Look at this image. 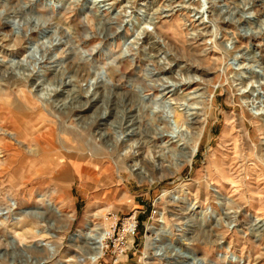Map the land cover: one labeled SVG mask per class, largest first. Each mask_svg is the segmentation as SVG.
Listing matches in <instances>:
<instances>
[{
  "label": "rangeland",
  "instance_id": "1",
  "mask_svg": "<svg viewBox=\"0 0 264 264\" xmlns=\"http://www.w3.org/2000/svg\"><path fill=\"white\" fill-rule=\"evenodd\" d=\"M182 1L177 0L176 4L167 7L165 0H62V5L60 0H0V16L16 18L20 23V26H12L0 22V61L27 60L32 65L36 60L48 64L47 59L51 56L64 60L80 47H95L94 68V64L104 65L109 56L117 57L129 49L130 57L135 59L133 64L130 58L118 60L116 67H105L106 75L115 87L127 91L129 85L138 86L151 96L158 93L161 84L171 86L173 77L175 81L178 79L175 75H191L196 86H184L183 90L179 89V94L205 89L206 116V121L197 127L202 137L198 153L190 164L175 170L168 168L166 163L161 164L160 160L159 166L150 163L145 167L152 180L140 181L138 177H131L126 169H115L108 159L115 155L107 151L105 140L92 142V136L101 129L98 116L105 107L107 113L115 115L109 119L113 125L106 132H119L120 122L125 126L128 113H120L128 106L124 95L100 89L96 108L74 112L81 111L82 115H78L85 119L83 125L87 124L86 128L73 117L64 121L63 129L66 130H61V136L65 139L67 152L56 143L52 152L43 134L52 129L55 139L60 126L47 124L45 120L50 117L46 111L38 104L26 102L32 96L16 78L15 71L3 72L0 127L19 134L25 143L12 151L0 147V208L4 209L11 202L20 208L27 204L43 210L44 205L37 201L39 195H44L62 210L63 219L53 220L56 227H60L59 239L42 237L60 248L56 259L50 260L45 251L33 249L42 239L37 236L38 232L44 231L45 226L26 218L12 229L14 213L10 212L11 218L6 215L7 219L0 224V256L4 254L0 264H56V261L72 258L76 254L68 248L67 241L83 228L88 215H93L95 223L105 228L112 224L114 217L120 220L134 217L137 229L130 246L120 250L115 236L108 246H104L98 261L83 264H160L151 259V255L145 259L147 226L154 225L157 219L156 200L164 191L184 193L192 204L202 208L212 203L210 191L206 189L210 184L234 201L233 205L219 209L221 225L213 232H207L206 226L199 228L197 218L164 200L161 209L166 212L168 232L173 234V239H178L180 233L176 226L184 224L183 218L191 217V224L188 223L185 229L194 233V236L188 235L194 239L189 247L199 258H205L203 264H223L217 259L220 252L240 256L239 264H264V230L257 232L250 225V215L264 221V158L261 156L264 149L260 147L264 123L250 114L246 104L254 99L247 91L243 94L244 86L240 87L236 81L241 76L253 77L252 82L256 77L264 78V36L252 39L250 49L246 50L247 36L254 31L247 21H264V0H215L214 3L207 0L209 5L200 0L206 11L203 15L195 14L197 3L188 6L189 3ZM144 28L155 33L168 54L163 64L159 63V48L135 44V31ZM25 30L29 36L27 40L23 38ZM84 41L87 43L83 45ZM27 42L36 43L39 48L37 54H29L28 59L25 57L29 47ZM163 65L166 71L161 70ZM245 83L249 84H245L249 90V80ZM261 92L264 93V85ZM73 97L75 94L72 93ZM67 101L71 104L69 98ZM188 101L193 103L192 99ZM72 103L76 108L82 106ZM255 103L264 111L263 101ZM136 107L135 104L130 111L133 113ZM147 113L140 124L137 123L144 135L138 144V152L145 162L152 153L161 150L160 142L151 140L144 132L156 124L148 119ZM169 115L172 122V114ZM1 137L0 134V146L3 143ZM4 141L8 140L5 138ZM130 161L131 158L125 159L124 163L128 165ZM13 231L16 246L14 241L13 246H7L3 240L12 237ZM206 240L214 241V244L207 245ZM185 244L175 241L164 264H188L189 261L183 259L188 251ZM220 244L222 250L219 251L217 245ZM83 256L77 253V258H85Z\"/></svg>",
  "mask_w": 264,
  "mask_h": 264
},
{
  "label": "bare ground",
  "instance_id": "2",
  "mask_svg": "<svg viewBox=\"0 0 264 264\" xmlns=\"http://www.w3.org/2000/svg\"><path fill=\"white\" fill-rule=\"evenodd\" d=\"M165 1L168 4L167 7H171L174 3L176 4L177 0ZM205 1L208 3L207 0ZM212 1L214 3L215 0ZM61 3L62 0H60V4ZM182 3H189L188 6H192L194 3H197L198 7L195 14L203 15L206 13V11H203V4L200 2V0H184ZM0 22H3V24H10L12 26H20L19 20L8 16H0ZM247 22L248 25L251 26V31L252 29L254 31H252V33L247 36L249 38V44L246 50L250 49L249 47L252 39H257L261 36H264L263 20ZM26 31L27 30H25L23 38L27 40L29 36ZM67 32L69 33V31ZM134 35L135 36L133 37V40L135 41V44L142 45V43H144L148 46L151 45L152 47L155 46L159 48L160 55L158 59L159 63L163 64V62L168 57V54L164 52V47L161 45V42L155 33L152 30L144 28L142 30L135 31ZM139 41L141 42L139 43ZM86 43L87 42L84 41L83 45ZM27 45L29 47H27L25 50V54H27L25 55L26 59L30 58L28 57L29 54L35 56L37 54L38 48L36 43L32 44L27 42ZM128 50L122 51L117 57L113 55L109 56L106 64L101 66H95L94 64V68H92V65L94 63L95 47H80V49L76 51L73 50L72 54L64 60H57L51 56L47 59L49 62H47L48 64L38 63L36 60L33 64L31 63L32 65H29L27 60H18L16 63L14 61L2 60L0 61V81L4 80L3 72H7L8 70L15 71L17 73L16 78L20 79L21 83L28 88L29 93L32 96V98L30 100L28 99L26 102H31L34 106L38 104L41 106L43 111H46L47 115L50 117L49 120H45L47 124L60 126V132L58 135L55 134V139L53 138L52 129L50 133L43 134L45 135L44 138H46V144L52 152L55 148V143L59 144L61 148L67 152V149L64 146L65 139L61 136V130H66V128L63 129V127H65L64 121L73 117L79 122V124L83 125L85 119H81V117L78 115L81 114V111L78 114L74 112L77 109L84 110L87 107L96 108L99 103L98 99L100 89L113 90L117 95H124L127 99L126 104L128 106L125 110L120 111V113H128V119L126 118L128 121L126 122L125 126H122L120 122L118 126L119 132H115L113 134L111 130V134L106 132L105 130L111 129L113 125L109 119L113 117L115 118V115L107 113V107H105L103 113L98 116L99 121L102 124L101 129L102 127H104V129H99L97 135L92 136V142L96 144L102 143V141L105 140L107 151L112 155H115L111 158H108L112 165L116 167L115 169H118L119 171L126 169L133 178L138 177L140 181L147 179L151 181L152 178H150L148 175L149 171L146 169L145 165L156 163V165L159 166L158 161L160 160L161 164L166 163L168 168L177 170L179 168H183L186 164H190L197 155L199 142L202 137L201 130L197 131V127L201 126V124L206 121V116H204L205 89L203 90L202 88L203 91H199V89H193L192 91L179 94V89L181 88V90H183L184 86L186 88L196 86L197 82L191 75H175L178 77V79L175 81L173 77L174 82H171V86H165L161 84V86L157 89L158 93L156 95H152L150 93L151 96L147 95L144 89L138 86L133 87L129 85L130 89L127 91L122 90L118 86L115 87L107 77L105 67H116L118 60H130V58H132L130 63L133 64L135 59L130 57ZM38 65H42V67H37ZM161 70L166 71L164 65L162 66ZM49 76H51V79H49ZM244 77L241 76L239 79H236V81H238L237 84H239L240 87L244 86L245 90L242 93L244 94L247 91L249 92V96H252L254 99L252 103L246 104L247 108H249L248 111L253 117L264 123V111L262 108H259L257 103H255V101L264 102V93L261 92V87L264 85V78L263 76L256 77V80L252 82L251 79L253 77H249V79ZM121 78L124 77L121 76ZM247 80H249V83L251 84L249 90L248 86L245 87V82H247ZM237 91L240 92V89ZM72 93L75 94V97L73 98H71ZM165 96L167 97L165 98ZM68 98L71 101V104H68ZM189 99H192L193 103H187ZM72 101L82 106L76 108L73 106ZM135 104L137 107L132 113L130 108ZM259 104L262 105L261 103ZM145 112H148V119L155 121L156 124L149 127L148 129H144V132H146L148 136L151 137V140L157 139L161 145V150L157 154L152 153V155L148 157L147 162H145L144 159L139 156L138 152V144L144 139V135L143 131H141V127L137 126V123L140 124ZM169 113L172 114L173 123L170 121ZM86 125L87 124H85V126L83 125L84 129L86 128ZM0 134L2 136L1 140L3 142L2 146H0L1 149L4 147L8 149V151H12L16 146L20 147V145H24L25 143L19 134L15 132L12 133L9 130L6 132L1 127ZM91 135L93 134L91 133ZM5 138L8 141H4ZM44 138L42 137V139ZM54 140L56 141L54 142ZM260 147L264 149V137L261 141ZM29 150L28 152L32 153ZM261 156L264 158V152ZM129 158H131V161L128 165H126L124 161L125 159ZM227 179L229 180V178ZM206 189L210 191L212 203H210L208 206H203L202 208L198 207L196 204H192V202L188 200L184 193L178 194L172 191L162 192L155 203V206L158 208L156 211L157 219L154 225L147 226L145 259L151 255V259H156L160 262V264H164V262L168 260L170 251L173 248V243L178 241L179 243L185 242L187 243L185 245H188L187 256L183 257V259H185L184 261H189L188 264H203L206 261L205 258H199L196 251L189 247L192 246V243L194 242V233H192L193 231L189 233V230L186 232L185 229L187 228L188 223L191 224V217L183 218L185 221L184 224L180 227L176 226L177 232L180 233V235H178V239L175 240L173 239V234L168 232L170 227L167 225L166 212L164 209H161L164 200L169 201L171 204L178 206L180 211L188 212L190 216L197 218L199 221V228L206 226L207 232L211 233L221 225L219 209L226 205H233L232 203H234V201L231 197L223 195L220 188L214 187L213 184L207 185ZM37 202H40L44 205L43 210H41L42 208L40 207L34 208L27 204H24V206L20 208L17 205L11 204V202H9L4 209L0 208V224H3L7 219L6 215L9 216L10 212H12L14 213L11 219L12 229L13 227L15 228L21 225L23 222L22 220L30 218L39 222L38 224L45 226L44 231H39L37 236L40 235L39 237L41 238L50 237V239L53 240L59 239L60 227H56L55 221L53 220L63 219L62 210L57 206L56 203L53 202V200L46 198L44 195H39ZM250 217H252L250 222L251 227H255L257 232L263 231L264 221L256 215H250ZM8 218H11V216ZM51 230L55 232L51 233ZM129 233H131V231H129ZM12 234V237H7L3 240L7 246H13L12 241H14V245L16 246L14 238L15 232L13 231ZM188 235L193 236L188 237ZM107 237V228H105V226L102 224L95 223L93 215H88L83 228L73 233L67 241L68 248L71 251H74L76 255H73L72 258H69L66 261H56V264H83L85 261L95 263L104 253V242ZM131 242H133L132 234H130V237L128 238V246L132 244ZM205 244H214V241L211 243L210 241L206 240ZM33 249L45 251L48 254V259L55 260L59 254L60 248L59 246L47 242L42 238L37 241V244L33 246ZM217 249L219 251L222 250V245H217ZM77 253H82L84 255L83 257L85 258H77ZM0 259H4V254L0 256ZM217 259L219 261H223V264L241 263L240 256L230 252H220L217 256Z\"/></svg>",
  "mask_w": 264,
  "mask_h": 264
},
{
  "label": "built area",
  "instance_id": "3",
  "mask_svg": "<svg viewBox=\"0 0 264 264\" xmlns=\"http://www.w3.org/2000/svg\"><path fill=\"white\" fill-rule=\"evenodd\" d=\"M114 221L112 224L107 228V239L104 242V246H108L111 241L117 236V239L114 240L117 245L119 246L120 250L122 247H125L128 245V238L130 237V234L135 236V232L137 229V222L136 218L134 217H127L123 220L117 219L116 217L113 218ZM131 231V233H129Z\"/></svg>",
  "mask_w": 264,
  "mask_h": 264
}]
</instances>
